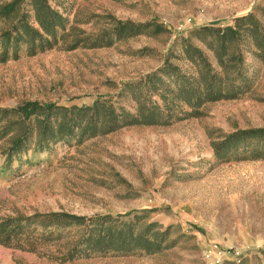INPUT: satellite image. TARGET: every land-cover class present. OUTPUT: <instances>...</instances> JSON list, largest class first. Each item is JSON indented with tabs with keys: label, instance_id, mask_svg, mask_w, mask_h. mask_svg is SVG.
<instances>
[{
	"label": "rangeland",
	"instance_id": "rangeland-1",
	"mask_svg": "<svg viewBox=\"0 0 264 264\" xmlns=\"http://www.w3.org/2000/svg\"><path fill=\"white\" fill-rule=\"evenodd\" d=\"M10 1L0 0V7ZM46 2L67 19L66 26L52 49L27 56L22 46L17 59L0 62V108L28 101L91 106L102 97L130 113L156 104L185 118L174 116L168 125L125 126L40 151L33 118L0 116V225L36 213L120 216L118 221L137 215L136 232L155 223L149 239L168 228L167 248L153 254H82L64 261L85 233L83 226L42 230L33 224L13 232L12 226H0V264H264V140L225 149L220 158L213 146L232 132L264 128V57L242 28L239 39L229 41L221 65L207 45L216 33L206 30H222L252 14L264 32V0ZM24 12L37 28L30 0H24L0 20V35ZM124 22L150 27L139 35L126 33L110 46L89 48L92 39ZM186 41L202 51L225 90L241 68L242 93L188 106L166 93L175 89L173 76H162L164 84L147 81L168 60L202 87L201 65L196 56L185 55ZM238 53L241 61H232ZM21 136L27 149L8 157L11 143ZM8 233L11 239L4 245Z\"/></svg>",
	"mask_w": 264,
	"mask_h": 264
},
{
	"label": "trees",
	"instance_id": "trees-1",
	"mask_svg": "<svg viewBox=\"0 0 264 264\" xmlns=\"http://www.w3.org/2000/svg\"><path fill=\"white\" fill-rule=\"evenodd\" d=\"M24 0H11L0 7V20L9 17L18 10ZM34 12V22L37 28L29 24V14L24 12L16 23L8 31L0 35L2 51L0 62L18 58V50L24 46L27 56H33L46 50L52 49L60 39L58 32L64 30L67 19L54 9L50 8L46 0H30ZM235 24L224 29H206L216 33V38L209 42L208 48L215 50L216 57L222 65L226 48L229 41H237L240 37V29L244 28L254 40L258 54L264 57V32L258 29V22L252 14L238 17ZM149 24H133L130 22L119 23L110 32H106L90 41L89 48L110 46L115 39H120L127 33L129 36L139 35L143 30L148 29ZM157 32L159 28L155 29ZM183 40V39H182ZM78 46L73 44L72 49ZM184 53L188 58L197 57L201 70L199 80L202 87H195L191 78L168 60L163 65L146 76V80L153 83L155 80L163 82L164 75L173 76L177 81L175 89L166 93L176 95L188 106H200L204 102H212L220 99H233L238 93H242L245 87L243 84V72L240 69L234 71L236 79H233L228 89H223V78L217 75L202 51L192 46L188 41L184 46ZM241 61V55L235 54L232 61ZM224 67V66H223ZM238 80V84L233 81ZM162 84V85H163ZM175 91V92H174ZM175 93V94H174ZM4 114L19 115L23 122L34 120L36 129V147L42 151L49 148L51 144L68 141L74 138L88 139L97 135H104L113 132L121 127L133 125H168L172 118L181 120L185 117L173 115L169 110L161 111L156 104L140 106L137 112L130 113L124 109H116L108 100L102 97L96 98L91 106L63 107L56 103H39L36 101L24 102L14 108H0V116ZM5 135V133H2ZM2 136V135H1ZM27 136V135H26ZM18 137L8 148L7 156L11 157L27 149V138ZM250 140H264V128L238 130L224 137L218 143H213L215 156L220 158L222 151L231 150L237 145ZM127 214L123 215L124 217ZM121 217L112 218L109 215L85 218L64 212L36 213L24 220H8L1 227H11L9 232L20 230L28 225L36 224L42 230L48 228H65L71 225L83 226L82 238L66 253L65 260H71L82 254H107L116 253L122 255L143 252L153 254L167 248L165 244L168 228L164 231H155L151 238L149 233L154 229L155 223L144 226L142 231L136 232L137 215L128 221H118ZM24 222V223H22ZM145 231V232H143ZM7 239H2L4 245L10 242V233Z\"/></svg>",
	"mask_w": 264,
	"mask_h": 264
}]
</instances>
